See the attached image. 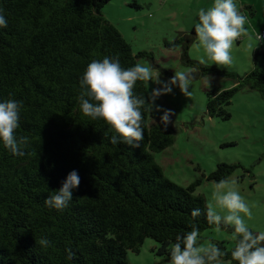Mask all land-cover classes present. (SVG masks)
<instances>
[{
	"label": "trees",
	"instance_id": "obj_1",
	"mask_svg": "<svg viewBox=\"0 0 264 264\" xmlns=\"http://www.w3.org/2000/svg\"><path fill=\"white\" fill-rule=\"evenodd\" d=\"M112 0H0L8 21L0 28V102L23 101L16 135L30 138L24 156L0 142V264H130L127 253L139 254L145 240L159 245L157 255L169 260V245L195 224L200 234L215 228L205 215L206 201L195 196L196 181L182 188L167 180L154 154L170 148L175 136L144 110V139L138 148L112 145L102 120L82 114L79 80L93 59H120L128 68L151 53L134 55L132 47L103 15ZM251 12L253 8H248ZM194 29L179 34L170 49H181V63L195 69L192 83L215 77L233 82L228 90L206 92V113L228 121L233 98L244 90L264 101V52L255 51L252 69L243 76L191 60ZM166 77L171 73L163 72ZM178 88V87H177ZM137 95L148 99L143 82ZM11 94V96H10ZM147 109V105L145 106ZM235 165L219 164L208 181L229 178ZM76 170L80 185L63 212L45 206ZM224 228V227H223ZM232 232L231 228H225ZM41 237L52 246L37 245ZM231 260V249L215 242ZM75 253L68 260L66 249Z\"/></svg>",
	"mask_w": 264,
	"mask_h": 264
},
{
	"label": "rangeland",
	"instance_id": "obj_2",
	"mask_svg": "<svg viewBox=\"0 0 264 264\" xmlns=\"http://www.w3.org/2000/svg\"><path fill=\"white\" fill-rule=\"evenodd\" d=\"M213 0H112L103 10L104 17L119 31L134 55L140 52L151 53L152 58H140L137 63L151 66L162 81H167L163 72L174 75L177 71H188L181 59V49H170L179 34H189L198 22V10L207 9ZM242 13L249 17L245 27L251 37L237 41L232 50V64L218 67L206 61L203 50L196 41L189 48V58L205 65L236 73H248L253 66L255 51L264 52V42L255 39L257 33H264V0H236ZM253 8L251 12L248 8ZM251 45V47H250ZM194 82L190 86L191 96L185 97L177 87L170 94L160 96L153 109L157 121L165 110H171L170 123L175 143L172 147L154 154L156 164L163 176L170 182L187 188L196 181L195 196L203 197L206 204L212 202L214 182L209 176L219 164L235 165L237 169L229 178L238 181V190L252 209V219L245 218L250 230L264 231V101L248 90L238 93L228 111L230 120L210 118L206 113V92L212 89L228 90L233 82L209 77ZM149 82L148 93L158 88ZM159 106L160 111L156 110ZM162 124V123H161ZM163 125V124H162ZM201 242L224 243L231 249L235 241L232 232L221 227L200 234ZM159 245L147 239L139 254L127 253L130 264H168L157 255ZM226 264V263H225Z\"/></svg>",
	"mask_w": 264,
	"mask_h": 264
},
{
	"label": "clouds",
	"instance_id": "obj_3",
	"mask_svg": "<svg viewBox=\"0 0 264 264\" xmlns=\"http://www.w3.org/2000/svg\"><path fill=\"white\" fill-rule=\"evenodd\" d=\"M197 15L198 22L194 25L198 41L196 47L202 48L206 61L218 67L231 65L236 42L244 37L251 39L245 27L249 17L242 13L236 0H213L207 9L200 8ZM7 26L8 21L3 9H0V28ZM255 39L260 42L264 36L257 33ZM201 63H205V59ZM194 73L195 69L177 71L167 81H162L160 74L151 66L136 63L124 68L118 56L93 59L79 80L80 110L93 121H104L114 133L110 137L105 133L110 144L123 143L138 148L144 139V110L151 111L155 101L162 95L170 94L173 87H178L185 97H190ZM206 80L210 83V78ZM150 81L160 87L152 89L146 101L143 95H137L134 90L137 82H143L148 88ZM22 106L23 101L15 99L0 102V142L15 156H24L30 143L28 136L16 135ZM156 110L161 109L156 106ZM171 114V110H165L161 117L165 128L170 123ZM61 185L45 199L44 204L63 212L73 199V189L80 185L78 172L71 171ZM237 186L238 181L234 178L214 182L212 202L206 204L203 213L199 208L193 209L191 216L197 218L205 215L207 222L214 225L217 232L221 231L222 226L232 229L235 241L231 251L232 261L237 264H264V231L250 230L245 218L252 219V209ZM36 243L41 248L52 246L45 237L36 240ZM66 253L68 260L75 259L76 253L71 248H67ZM225 255L217 244L201 242L200 230L192 224L190 231L176 235L175 241L169 245L168 264H225L222 259Z\"/></svg>",
	"mask_w": 264,
	"mask_h": 264
},
{
	"label": "built area",
	"instance_id": "obj_4",
	"mask_svg": "<svg viewBox=\"0 0 264 264\" xmlns=\"http://www.w3.org/2000/svg\"><path fill=\"white\" fill-rule=\"evenodd\" d=\"M262 36H264V33L262 34ZM264 42V40H262Z\"/></svg>",
	"mask_w": 264,
	"mask_h": 264
}]
</instances>
